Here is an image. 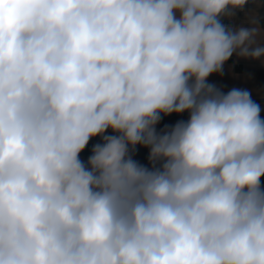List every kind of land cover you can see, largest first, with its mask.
Listing matches in <instances>:
<instances>
[{"label":"clouds","instance_id":"obj_1","mask_svg":"<svg viewBox=\"0 0 264 264\" xmlns=\"http://www.w3.org/2000/svg\"><path fill=\"white\" fill-rule=\"evenodd\" d=\"M249 2L0 0V264H264L261 108L208 82Z\"/></svg>","mask_w":264,"mask_h":264},{"label":"crops","instance_id":"obj_2","mask_svg":"<svg viewBox=\"0 0 264 264\" xmlns=\"http://www.w3.org/2000/svg\"><path fill=\"white\" fill-rule=\"evenodd\" d=\"M252 21H256V23ZM223 23L233 28L257 27L260 30L257 42L264 46V0H250L243 11H238L234 17H225ZM208 82L215 84L225 93L233 88L248 90L251 93V98L260 105L261 118L264 119V64L261 63V60L244 59L235 55V65L225 64L223 74L211 75ZM187 119L188 113L162 117L157 125V130L159 131L166 125L172 126L179 120L186 121ZM107 134H111V132ZM97 143H101L99 137L93 138L89 142L91 147ZM148 153V148L137 146L133 158L140 164L150 167ZM80 159L86 163L88 157L80 154Z\"/></svg>","mask_w":264,"mask_h":264},{"label":"built area","instance_id":"obj_3","mask_svg":"<svg viewBox=\"0 0 264 264\" xmlns=\"http://www.w3.org/2000/svg\"><path fill=\"white\" fill-rule=\"evenodd\" d=\"M225 64H232L235 65V55H233ZM82 155H86L89 157L92 153L85 154L84 152L81 153Z\"/></svg>","mask_w":264,"mask_h":264},{"label":"trees","instance_id":"obj_4","mask_svg":"<svg viewBox=\"0 0 264 264\" xmlns=\"http://www.w3.org/2000/svg\"><path fill=\"white\" fill-rule=\"evenodd\" d=\"M91 150H92V147H91L90 144H88V146L86 147V149H85L83 152H84L85 154H89V153H92Z\"/></svg>","mask_w":264,"mask_h":264}]
</instances>
